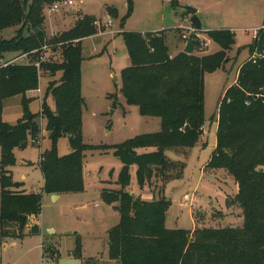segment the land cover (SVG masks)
<instances>
[{"label": "trees", "instance_id": "obj_1", "mask_svg": "<svg viewBox=\"0 0 264 264\" xmlns=\"http://www.w3.org/2000/svg\"><path fill=\"white\" fill-rule=\"evenodd\" d=\"M57 0H0V64L7 54H33L45 41L43 8ZM173 6L175 0H171ZM192 8L185 15L193 16ZM18 27L11 40L2 38L4 29ZM94 26L87 35H93ZM221 50L203 56L180 52L171 56L165 31L122 33L130 66L122 71V93L128 105L136 106L143 117L159 118L161 130L128 140L112 149L123 164L118 183L120 192L103 191L105 202L118 203L119 221L108 231L111 260L119 264H264V30L248 46L250 58L238 70L218 104L216 145L206 164L226 171L237 187L234 203L242 212V225L232 228L171 230L166 228L170 202L164 198L143 201L125 191L136 166L137 183L142 187L157 175L164 176L171 163L165 152L190 149L201 138L204 120V77L223 67L227 51L234 44L229 31H208ZM79 33L56 37L62 44L60 63L45 61L42 71L49 75L41 102V113L32 114L25 93L37 89L39 79L32 65L0 67V104L21 97L22 117L15 125L0 121V237L16 236L28 218L41 212L42 195L14 190L9 167L15 163L14 149L28 139L47 132L50 148L40 157L43 192L48 195L74 194L83 190L81 117L82 62ZM192 41L191 43H193ZM194 49L198 41L193 43ZM56 49L51 48L52 54ZM196 50V49H195ZM8 62V61H6ZM50 97L54 109L46 101ZM44 120V129L37 118ZM40 126V127H39ZM67 138L70 152L59 156L57 142ZM93 149V148H91ZM40 234L37 224L29 226ZM81 258V247L74 250Z\"/></svg>", "mask_w": 264, "mask_h": 264}, {"label": "rangeland", "instance_id": "obj_2", "mask_svg": "<svg viewBox=\"0 0 264 264\" xmlns=\"http://www.w3.org/2000/svg\"><path fill=\"white\" fill-rule=\"evenodd\" d=\"M71 1L72 5L61 3ZM57 0L43 8L45 41L48 62L60 63L62 44L55 39L66 33H79L82 62L81 138L87 147L82 152L83 190L61 194L60 199L43 192L44 181L39 166L41 154L50 148L47 132L28 139L26 145L14 149L15 163L9 167L14 190L25 194L42 195L41 212L28 218V224L16 236L0 237V264H119L109 259L108 231L119 221L118 203L104 201L102 192H120L118 183L122 161L114 155L113 147L136 137L155 134L161 130L159 118L141 116L136 106L128 105L122 93V71L130 66L122 33L165 31L166 45L171 56L182 52L186 43L198 41L196 56L213 54L221 47L206 32L229 31L234 44L227 51L228 61L222 68L204 77V120L200 140L190 149L165 152L171 162L165 175H157L140 187L130 170L131 182L125 191L143 201L164 198L170 202L166 228L188 230L201 228L240 227L242 212L234 197L237 187L226 171L206 167L216 145L218 104L224 92L235 84L239 67L249 60L248 46L252 34L264 25V0ZM59 5L57 12L51 11ZM192 8L201 23V31H193ZM110 20L111 26L106 22ZM93 35H87L90 27ZM18 27L4 29L1 36L11 40ZM16 54L5 55L2 63L13 60ZM251 59V58H250ZM1 63V64H2ZM0 64V65H1ZM39 87L45 93L49 75L40 68ZM116 78V79H115ZM27 91L29 109L39 115L40 99ZM54 109L50 97L46 101ZM22 117L21 97L0 104V121L15 125ZM44 129L45 122L37 118ZM40 127V126H39ZM45 130V129H44ZM93 148V149H91ZM70 152L67 138L57 142L59 156ZM1 190V187H0ZM59 196V194L57 195ZM37 224L40 234L32 235L29 226ZM81 247V258L74 256Z\"/></svg>", "mask_w": 264, "mask_h": 264}, {"label": "built area", "instance_id": "obj_3", "mask_svg": "<svg viewBox=\"0 0 264 264\" xmlns=\"http://www.w3.org/2000/svg\"><path fill=\"white\" fill-rule=\"evenodd\" d=\"M61 4L65 5V6H70V5H72V2H71V1H67V2L65 1V2H63V3H61ZM58 10H59V5H57V4L53 5L51 11H53V12H57ZM106 25L109 26V27L111 26V22H110V20H108V21L106 22ZM261 29L264 30V25H263V27H262ZM192 30L195 31L193 28H192ZM259 30H260V29H259ZM259 30L254 31V33L252 34V38H253V39H255V38L257 37V35H258V31H259ZM196 32H197V31H196ZM49 52H51V49H50V51H49V47H48L47 45H44V46L42 47L41 51L37 53V58H34V57H33V54H35L36 52H32V53H30V54H22V55H19V56L15 57L13 60H10V61H8V62H4V63H2V64L0 65V67H1V68H2V67L4 68V67H7V66L10 65V64L32 65V66H34V68L36 69V71L39 73L40 68H41V64H42L43 62H45V61L48 60V53H49ZM257 57L259 58L260 55L255 54L254 56H251V60H252L253 62H255V60L257 59ZM39 79H40V78H39ZM32 92H35V93H36V95H37L36 98H39V99L41 98L42 91H41V89H40V87H39V84H38L37 89L34 90V91H32ZM41 102H42V101H41V99H40V106H41ZM40 111H41V108H40Z\"/></svg>", "mask_w": 264, "mask_h": 264}, {"label": "water", "instance_id": "obj_4", "mask_svg": "<svg viewBox=\"0 0 264 264\" xmlns=\"http://www.w3.org/2000/svg\"><path fill=\"white\" fill-rule=\"evenodd\" d=\"M189 23L191 25V27L195 30V31H201V23L199 21V19L193 15L190 17L189 19ZM197 40H194V42H196ZM193 42V43H194ZM191 42L186 43L184 49H183V53L187 54V55H191L194 52V45ZM116 79V78H115ZM131 196H134V194L132 193ZM52 197H56V195H52ZM109 245V243H108Z\"/></svg>", "mask_w": 264, "mask_h": 264}, {"label": "crops", "instance_id": "obj_5", "mask_svg": "<svg viewBox=\"0 0 264 264\" xmlns=\"http://www.w3.org/2000/svg\"><path fill=\"white\" fill-rule=\"evenodd\" d=\"M182 51H183V50H182ZM133 194H134V193H133ZM50 196H51V198H52V200H53L52 195H50ZM60 196H61V195H59V196L56 195V197L59 198V199H60ZM166 222H167V221H166ZM165 225H166V224H165Z\"/></svg>", "mask_w": 264, "mask_h": 264}]
</instances>
